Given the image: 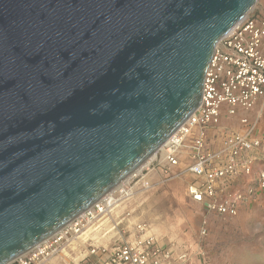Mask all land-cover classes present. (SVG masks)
Masks as SVG:
<instances>
[{
  "label": "water",
  "instance_id": "water-1",
  "mask_svg": "<svg viewBox=\"0 0 264 264\" xmlns=\"http://www.w3.org/2000/svg\"><path fill=\"white\" fill-rule=\"evenodd\" d=\"M259 0H0V264L148 162Z\"/></svg>",
  "mask_w": 264,
  "mask_h": 264
},
{
  "label": "built area",
  "instance_id": "built-area-1",
  "mask_svg": "<svg viewBox=\"0 0 264 264\" xmlns=\"http://www.w3.org/2000/svg\"><path fill=\"white\" fill-rule=\"evenodd\" d=\"M257 107L259 113L253 120L249 113ZM263 113L264 7L256 6L217 45L205 76L200 107L149 164L139 173L135 171L110 196L10 264H48L56 257L65 256L66 250L77 242L89 243V256L82 260L70 259L68 264H184L186 255L175 257L173 248L160 245L145 224L136 226L133 239L108 247L96 245L91 231L101 220L130 202L137 187L148 188L147 174L159 168L168 180L194 176L186 193L206 213L237 217L242 207L264 196V168L256 169V163L264 162V156L258 155L264 146L260 136ZM238 116L241 128L214 147L211 135L222 120ZM185 151L190 163L181 167ZM201 234H207L205 226Z\"/></svg>",
  "mask_w": 264,
  "mask_h": 264
},
{
  "label": "rangeland",
  "instance_id": "rangeland-1",
  "mask_svg": "<svg viewBox=\"0 0 264 264\" xmlns=\"http://www.w3.org/2000/svg\"><path fill=\"white\" fill-rule=\"evenodd\" d=\"M257 6L264 7V0H259ZM256 112H250L249 117L256 118L259 108ZM239 117L222 120L211 135L214 147L241 128ZM263 119L264 113L260 121V136L264 139ZM258 155L264 156V146ZM262 168L264 162L256 163V169ZM146 174L147 170L144 171ZM146 179L150 181L148 188L137 187L130 202L116 209L90 231L110 235L116 232L114 228L120 230L130 218V221L147 225L160 245L179 247L181 254L186 255L184 264H264V196L256 203L242 207L237 217H222L206 213L188 198L187 186L192 182L189 176L172 181L164 177L155 185L153 173L147 174ZM202 226L207 229L205 236L201 234ZM68 262L67 258L60 261L61 264Z\"/></svg>",
  "mask_w": 264,
  "mask_h": 264
},
{
  "label": "crops",
  "instance_id": "crops-1",
  "mask_svg": "<svg viewBox=\"0 0 264 264\" xmlns=\"http://www.w3.org/2000/svg\"><path fill=\"white\" fill-rule=\"evenodd\" d=\"M257 109H258V107L253 112H256ZM250 117L253 120L255 119V117H252V116H250ZM263 122H264V119H263ZM187 152L188 151H185L183 153V155H182L181 167H185V166H187L190 163V161L188 159ZM181 167L177 168L176 171H179L181 169ZM153 175H154V179H153V181H154L153 184L154 185L160 182L159 179H161V181H162V179H164V177L166 178L165 174L163 173V169L162 168H159L156 171H154ZM155 179L156 180L158 179L157 182H155ZM189 179L191 181H193L195 179V177L192 176V175H189ZM170 181H172V180H170ZM130 220H131L130 218L127 219L126 220L127 222L122 226V228H120V230L123 231V233L120 232L119 228H114L113 230L116 231V232H113L110 235H109V233H107L106 235H102L101 232L93 233V239H94V241H97V242H95V244L99 245V246L100 245H104V246L108 247V246H112V245H115V244H120V243H122L124 241H127L128 239H133V237H134L133 235L136 234V226L139 225L138 224L139 222L135 223V222L130 221ZM95 229H97V228H95ZM113 230H111V231H113ZM151 234L154 235V232H151ZM82 245L83 244H81L79 242L75 243L73 246L69 247L66 250V255L65 256L56 257L54 260H52L48 264H61L60 261H64L65 258H67L68 260L75 259V258L76 259L78 258L79 260L80 259L82 260V259L88 257L89 256V249H90L89 245L88 246L87 245H83L82 246ZM172 248L174 250L175 257H178L182 253V252H180L179 247L173 246ZM94 260H96V259H94Z\"/></svg>",
  "mask_w": 264,
  "mask_h": 264
},
{
  "label": "bare ground",
  "instance_id": "bare-ground-1",
  "mask_svg": "<svg viewBox=\"0 0 264 264\" xmlns=\"http://www.w3.org/2000/svg\"><path fill=\"white\" fill-rule=\"evenodd\" d=\"M150 161H151V160H150ZM148 164H149V162H146L143 166H141V167L138 169V173L140 172L141 169L144 168V166H147ZM127 179L129 180V177H128ZM127 179H126V180H127ZM114 190H115V189H114ZM111 193H112V192H111ZM111 193H109L108 195L110 196ZM108 195H107V196H108Z\"/></svg>",
  "mask_w": 264,
  "mask_h": 264
}]
</instances>
